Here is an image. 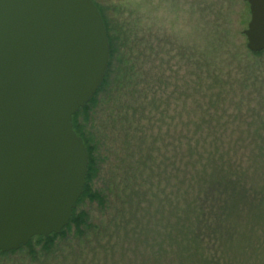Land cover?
<instances>
[{"label": "rangeland", "instance_id": "374dc122", "mask_svg": "<svg viewBox=\"0 0 264 264\" xmlns=\"http://www.w3.org/2000/svg\"><path fill=\"white\" fill-rule=\"evenodd\" d=\"M94 2L112 51L77 120L99 198L0 264H264V50L247 48L249 4Z\"/></svg>", "mask_w": 264, "mask_h": 264}, {"label": "water", "instance_id": "95a60500", "mask_svg": "<svg viewBox=\"0 0 264 264\" xmlns=\"http://www.w3.org/2000/svg\"><path fill=\"white\" fill-rule=\"evenodd\" d=\"M247 48L264 50V0H246ZM110 44L94 0H0V252L60 234L89 156L73 116L102 86Z\"/></svg>", "mask_w": 264, "mask_h": 264}, {"label": "trees", "instance_id": "16d2710c", "mask_svg": "<svg viewBox=\"0 0 264 264\" xmlns=\"http://www.w3.org/2000/svg\"><path fill=\"white\" fill-rule=\"evenodd\" d=\"M96 5H97V4H96ZM97 6H98V8H99V11H100V13H101V15H102V18H103L104 24H105L106 29H107L108 38H109V43H110V53H111V51H112V44H111V35H110V32H109V25H108V22H107L106 16L104 15V13L101 12L99 5H97ZM104 80H105V79H104ZM92 101H93V100H92ZM92 101H91V102H92ZM91 102H89V103H88L87 105H85L82 109H80V110H79V111L73 116V120H72L73 128H74V130L76 131V133H77L79 136L82 137V139H83V141H84V143H85V145H86L87 152H88V156H89V167H88V174H87V177H86V185H85V187H84V192H83L82 196H81L80 199L78 200L77 207H78V205L83 201V199H85L86 197H89V198L92 199V200L99 198L98 193L93 192V191L91 190V186H90V181H92V178H93V177L96 175V173H97V164H96V157H95V155H94V147H93V146L91 147V146L88 144V141H89V140L87 139L88 137L86 136V133L83 132V129L81 128V126L79 125V122H78V120H77L80 111H81V110H86V109L88 108V106L90 105ZM77 207H76L75 210L73 211V216H72V218H71L70 223H73V222H74V223H76L77 225H79V223L82 221L83 214H80V215H77V214H76ZM70 223L68 224V226L70 225ZM68 226H66V227L62 230L61 234L64 233V230H65ZM58 235H60V234H52V235H50V236H48V237H44V236H36V237H34V238H33V239H32V240H31L26 246H29L33 241L38 242L40 239H42V240H49L50 242H52L51 240H52L54 237L58 236ZM22 247H23V246H22ZM22 247H21V248H22ZM13 251H15V250H13ZM0 253H3V252H0Z\"/></svg>", "mask_w": 264, "mask_h": 264}]
</instances>
